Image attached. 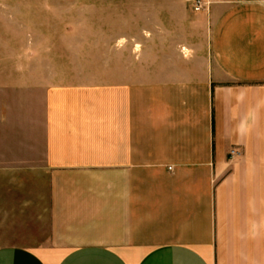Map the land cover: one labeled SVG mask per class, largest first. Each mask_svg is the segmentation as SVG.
Listing matches in <instances>:
<instances>
[{"label":"crops","instance_id":"crops-1","mask_svg":"<svg viewBox=\"0 0 264 264\" xmlns=\"http://www.w3.org/2000/svg\"><path fill=\"white\" fill-rule=\"evenodd\" d=\"M212 1L201 45L47 91L50 233L0 264H264V0Z\"/></svg>","mask_w":264,"mask_h":264},{"label":"rangeland","instance_id":"rangeland-1","mask_svg":"<svg viewBox=\"0 0 264 264\" xmlns=\"http://www.w3.org/2000/svg\"><path fill=\"white\" fill-rule=\"evenodd\" d=\"M204 1L195 12L182 0H0V248L50 233L47 91L115 83L128 71L117 64L142 66L151 48L201 45Z\"/></svg>","mask_w":264,"mask_h":264},{"label":"built area","instance_id":"built-area-1","mask_svg":"<svg viewBox=\"0 0 264 264\" xmlns=\"http://www.w3.org/2000/svg\"><path fill=\"white\" fill-rule=\"evenodd\" d=\"M195 12H202L209 9L210 3L204 0H189ZM240 154L239 151H232V155Z\"/></svg>","mask_w":264,"mask_h":264}]
</instances>
